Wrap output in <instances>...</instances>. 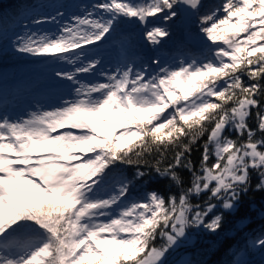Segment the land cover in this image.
<instances>
[{
	"label": "snow or ice",
	"instance_id": "1",
	"mask_svg": "<svg viewBox=\"0 0 264 264\" xmlns=\"http://www.w3.org/2000/svg\"><path fill=\"white\" fill-rule=\"evenodd\" d=\"M52 7L0 33V53L55 64L53 86L67 85L47 106L0 114V264H169L181 248L191 255L177 264H209L230 251L229 233L264 220V0ZM184 13L196 51L177 39L174 56L137 66L130 38L112 43L134 22L155 51ZM244 248L264 251V229Z\"/></svg>",
	"mask_w": 264,
	"mask_h": 264
},
{
	"label": "trees",
	"instance_id": "2",
	"mask_svg": "<svg viewBox=\"0 0 264 264\" xmlns=\"http://www.w3.org/2000/svg\"><path fill=\"white\" fill-rule=\"evenodd\" d=\"M72 0H0V33L6 32L10 37L14 31L18 30V25L24 21L26 15H43L41 10L42 7H45L46 4H69ZM76 1V0H75ZM68 2V3H67ZM79 2V0H78ZM222 0H204L205 10L214 8L216 5L221 3ZM70 6H72L70 4ZM68 9H61V11H67ZM143 29L134 22L123 21L117 26V30L113 33L112 43L119 45L122 39H131L133 48L132 51L138 57L137 66L143 62H149L150 58L154 55H159L162 58H170L176 54V41L177 39H182L188 37L185 40V47L189 50L196 51L200 48V41L197 39L196 26L193 23V19L190 16L189 19L177 21L173 26V38L171 40H165L164 43L155 51L148 46L143 40L142 36ZM110 45V44H109ZM14 55L12 53H3L1 54L0 60V100L6 93L3 89L7 87L5 80L14 77H10L12 70L14 69L15 64L19 60L27 61L25 56L15 55V58L18 60H12L11 58ZM9 80V81H10ZM8 82V81H6ZM6 95V94H5ZM197 153L193 152V158H196ZM122 171L125 175L132 177L134 173V168L132 167H122ZM163 190H166L164 184L161 185ZM249 199L254 201L252 204V210L256 212L259 207V203L262 198L259 195H253L249 193ZM247 227L245 230L240 233H229L233 237L232 245L230 251L228 252H219L216 254H210L202 257L209 261V264H229V261L232 260L233 253L239 250V255L236 256V259H244L247 261V264H264V251L257 249H245V240L247 237L252 236L256 233H259L264 229V220L261 216L257 214L254 221H248ZM185 250L183 248L177 250L172 256L169 257V264H177L181 256L185 255ZM189 258H190V253Z\"/></svg>",
	"mask_w": 264,
	"mask_h": 264
},
{
	"label": "rangeland",
	"instance_id": "3",
	"mask_svg": "<svg viewBox=\"0 0 264 264\" xmlns=\"http://www.w3.org/2000/svg\"><path fill=\"white\" fill-rule=\"evenodd\" d=\"M97 0H72L67 5H72L66 11L67 13H80L85 8L90 7ZM68 3V2H67ZM54 5V4H51ZM41 10L43 15L53 13V7L46 4ZM54 14V13H53ZM40 15V14H38ZM26 23L27 21H23ZM55 25H44V31L55 30ZM4 44V40L0 39V46ZM112 44L107 46L106 55L111 58L114 54ZM7 52L12 53L11 49ZM0 53V60L1 58ZM12 60H18L15 55L11 58ZM27 61L19 60L15 64L10 77H14L10 80L7 78L5 83L7 87H4L5 94L0 100V114L6 113L10 118H18L22 115H26L27 111L35 110L37 103L44 104L45 106L53 103L56 99V95L61 91H67V85L63 88H56L53 86L50 73L53 68L57 67L55 64H47L37 62L34 59L25 56ZM10 80V81H9ZM8 81V82H6ZM26 194L30 191L22 189ZM38 199H44V197H38ZM189 254L181 256V259H188Z\"/></svg>",
	"mask_w": 264,
	"mask_h": 264
},
{
	"label": "water",
	"instance_id": "4",
	"mask_svg": "<svg viewBox=\"0 0 264 264\" xmlns=\"http://www.w3.org/2000/svg\"><path fill=\"white\" fill-rule=\"evenodd\" d=\"M189 17H190V14H188V13H184L182 19H183V20H187V19H189ZM171 258H172V257H171ZM171 258H170V259H171ZM170 259H169V261H170Z\"/></svg>",
	"mask_w": 264,
	"mask_h": 264
}]
</instances>
